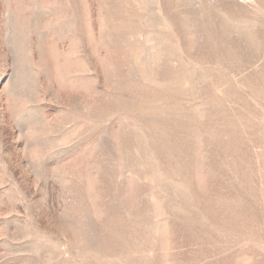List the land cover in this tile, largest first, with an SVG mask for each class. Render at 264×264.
Listing matches in <instances>:
<instances>
[{
	"label": "rangeland",
	"instance_id": "obj_1",
	"mask_svg": "<svg viewBox=\"0 0 264 264\" xmlns=\"http://www.w3.org/2000/svg\"><path fill=\"white\" fill-rule=\"evenodd\" d=\"M0 264H264V0H0Z\"/></svg>",
	"mask_w": 264,
	"mask_h": 264
}]
</instances>
